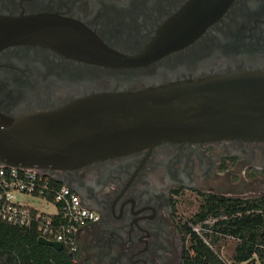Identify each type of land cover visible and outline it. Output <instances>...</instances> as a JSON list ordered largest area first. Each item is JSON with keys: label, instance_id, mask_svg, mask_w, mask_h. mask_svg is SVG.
<instances>
[{"label": "flooded vegetation", "instance_id": "af4514ba", "mask_svg": "<svg viewBox=\"0 0 264 264\" xmlns=\"http://www.w3.org/2000/svg\"><path fill=\"white\" fill-rule=\"evenodd\" d=\"M188 1L0 0V16L70 17L134 55ZM245 71H264V0H235L192 44L142 69L98 66L38 45L8 47L0 52V111L21 116L93 95ZM53 176L98 216L79 233L83 264H181L192 228L182 202H264V141H168Z\"/></svg>", "mask_w": 264, "mask_h": 264}, {"label": "water", "instance_id": "95a60500", "mask_svg": "<svg viewBox=\"0 0 264 264\" xmlns=\"http://www.w3.org/2000/svg\"><path fill=\"white\" fill-rule=\"evenodd\" d=\"M234 1L189 0L134 55L115 51L70 17L51 13L0 16V52L30 44L98 66L142 69L192 44ZM220 139L264 141V71L93 95L21 116L0 111V163L51 174L74 171L168 141ZM38 242L63 249L60 243Z\"/></svg>", "mask_w": 264, "mask_h": 264}, {"label": "trees", "instance_id": "16d2710c", "mask_svg": "<svg viewBox=\"0 0 264 264\" xmlns=\"http://www.w3.org/2000/svg\"><path fill=\"white\" fill-rule=\"evenodd\" d=\"M207 220L213 222L205 225L208 244L186 227L187 249L181 264H227L214 247L222 238L238 241L231 264H264V202H206L189 223L197 225ZM38 240L35 226L26 228L0 221V264H74L66 248L59 251ZM76 256L82 261L80 250Z\"/></svg>", "mask_w": 264, "mask_h": 264}, {"label": "built area", "instance_id": "2783aa9c", "mask_svg": "<svg viewBox=\"0 0 264 264\" xmlns=\"http://www.w3.org/2000/svg\"><path fill=\"white\" fill-rule=\"evenodd\" d=\"M19 196L41 198L55 205L57 213L48 215L25 206ZM97 220V214L85 208L79 196L57 181L53 173L0 163V221L26 228L35 226L39 239L60 243L74 264H82L76 256L79 233ZM194 231L200 233L199 229Z\"/></svg>", "mask_w": 264, "mask_h": 264}, {"label": "rangeland", "instance_id": "374dc122", "mask_svg": "<svg viewBox=\"0 0 264 264\" xmlns=\"http://www.w3.org/2000/svg\"><path fill=\"white\" fill-rule=\"evenodd\" d=\"M18 200L21 204L25 206H29L33 209L39 210L45 214L53 215L57 213V208L55 205L48 203L47 201L36 198V197H26V196H19ZM201 202H182L181 211L184 212L185 215L183 216L186 220L188 219L189 222L193 218H195L196 214L199 212V206ZM213 222L211 220H207L202 224H192V229L194 230L199 229V236L206 242V232H209L208 229L205 228V225H211ZM209 240V239H208ZM238 244V241L233 238H222L219 240V244L214 245L215 250L219 253L222 260H224L227 264H231V256L234 251L235 246ZM219 245V246H218ZM219 247V248H218ZM88 252H86L87 255ZM85 257V254H84ZM247 264H259L255 262H250Z\"/></svg>", "mask_w": 264, "mask_h": 264}]
</instances>
